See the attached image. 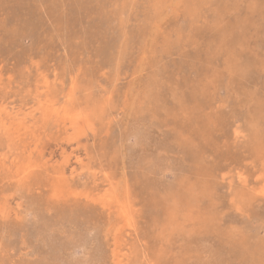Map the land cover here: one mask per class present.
I'll return each mask as SVG.
<instances>
[{"label": "rangeland", "instance_id": "1", "mask_svg": "<svg viewBox=\"0 0 264 264\" xmlns=\"http://www.w3.org/2000/svg\"><path fill=\"white\" fill-rule=\"evenodd\" d=\"M0 107V264H264V0H0Z\"/></svg>", "mask_w": 264, "mask_h": 264}, {"label": "bare ground", "instance_id": "2", "mask_svg": "<svg viewBox=\"0 0 264 264\" xmlns=\"http://www.w3.org/2000/svg\"><path fill=\"white\" fill-rule=\"evenodd\" d=\"M224 49V47H223ZM230 51V50H229ZM232 65V64H231ZM261 67V66H260ZM229 77V76H228ZM246 78V77H245ZM77 81V80H76ZM48 89V88H47ZM37 90V89H36ZM43 91V90H42ZM47 96V95H46ZM49 99V98H48ZM69 99V98H68ZM72 102V101H71ZM45 103V101H44ZM47 103V102H46ZM69 103V102H68ZM75 103V102H74ZM46 105V104H45ZM60 105V104H59ZM77 105V104H76ZM74 106V105H73ZM82 106V105H81ZM40 107V106H39ZM1 108V107H0ZM42 108V107H41ZM4 109V108H3ZM45 109V108H44ZM73 110V109H72ZM83 110V109H82ZM2 111V110H1ZM36 111V110H35ZM48 111V110H47ZM62 111V110H61ZM7 117V116H6ZM86 118V117H85ZM84 122V121H83ZM28 124V123H27ZM3 129V128H2ZM17 129V128H16ZM5 134V133H4ZM28 134V133H27ZM12 135V134H11ZM5 136V135H4ZM7 136V134H6ZM4 138V137H3ZM3 157V156H2ZM6 158V157H5ZM1 162V161H0ZM34 170V169H33ZM32 174V173H31ZM35 176V175H34ZM111 194V193H110ZM114 196V195H113ZM110 197V196H109ZM123 199V198H122ZM115 202V201H114ZM116 203V202H115ZM124 206V205H123ZM123 212V211H122ZM97 246V245H96ZM175 246V245H174ZM66 260V259H65ZM58 264V263H57Z\"/></svg>", "mask_w": 264, "mask_h": 264}]
</instances>
